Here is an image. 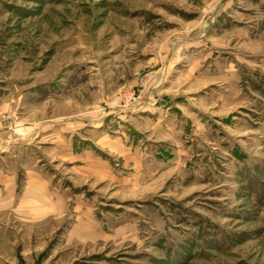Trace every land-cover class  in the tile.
Here are the masks:
<instances>
[{"label": "rangeland", "instance_id": "rangeland-1", "mask_svg": "<svg viewBox=\"0 0 264 264\" xmlns=\"http://www.w3.org/2000/svg\"><path fill=\"white\" fill-rule=\"evenodd\" d=\"M0 223L19 264H264V0H0Z\"/></svg>", "mask_w": 264, "mask_h": 264}, {"label": "crops", "instance_id": "crops-1", "mask_svg": "<svg viewBox=\"0 0 264 264\" xmlns=\"http://www.w3.org/2000/svg\"><path fill=\"white\" fill-rule=\"evenodd\" d=\"M119 150L123 152L122 153L120 151L123 158L126 159L127 157L128 159H135V156H133V153L130 151L131 149H129L123 143H121ZM71 155L75 160L73 161L75 165L72 167L73 173L84 172L87 175H98V177H101V181L111 180V178L114 176L113 170L108 165V162L101 160L100 157L89 151H86L84 155L78 154L77 152H71ZM51 190L52 188L50 181L47 180L41 173L35 172L32 175V179L27 185L26 192V196H28V199L30 198V201L28 202L27 207H24L22 212L26 219L32 223V226L35 225V223H43L45 220L51 218L57 219L64 215V202H62V200L56 195H52L53 192H51ZM13 229L14 227H12L11 224L3 225L0 223V264H19V259H29L28 250L25 252L26 249H20L19 246L22 244L28 245L30 241L28 239H25V242H23L21 239L19 240L17 234L12 232ZM51 233L53 234L54 231ZM75 235L76 228L69 232L68 244L80 242V236H78L76 239ZM31 241L33 242L32 239Z\"/></svg>", "mask_w": 264, "mask_h": 264}]
</instances>
